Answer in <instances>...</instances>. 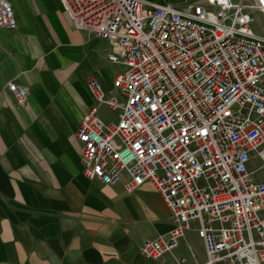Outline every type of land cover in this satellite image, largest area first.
I'll return each mask as SVG.
<instances>
[{"label":"built area","instance_id":"obj_1","mask_svg":"<svg viewBox=\"0 0 264 264\" xmlns=\"http://www.w3.org/2000/svg\"><path fill=\"white\" fill-rule=\"evenodd\" d=\"M58 1L122 67L115 95L86 80L95 106L76 133L84 176L103 185L124 176L127 193L149 184L174 224L140 253L171 254L195 221L206 255L197 264H264V36L251 29L264 0ZM0 28H17L7 0ZM6 89L26 106V86Z\"/></svg>","mask_w":264,"mask_h":264},{"label":"crops","instance_id":"obj_2","mask_svg":"<svg viewBox=\"0 0 264 264\" xmlns=\"http://www.w3.org/2000/svg\"><path fill=\"white\" fill-rule=\"evenodd\" d=\"M251 29L264 36V14ZM15 30L0 28V264H197L205 250L190 223L171 254L144 257L145 241L174 227L149 184L132 193L120 182L86 178L76 133L95 106L86 80L107 96L122 67L111 43L72 28L58 0H19ZM29 89L17 107L6 85ZM105 122L115 112L98 108Z\"/></svg>","mask_w":264,"mask_h":264},{"label":"rangeland","instance_id":"obj_3","mask_svg":"<svg viewBox=\"0 0 264 264\" xmlns=\"http://www.w3.org/2000/svg\"><path fill=\"white\" fill-rule=\"evenodd\" d=\"M13 7L14 17L16 18V7L19 5V0H7Z\"/></svg>","mask_w":264,"mask_h":264}]
</instances>
